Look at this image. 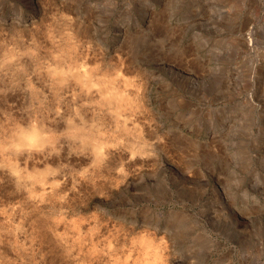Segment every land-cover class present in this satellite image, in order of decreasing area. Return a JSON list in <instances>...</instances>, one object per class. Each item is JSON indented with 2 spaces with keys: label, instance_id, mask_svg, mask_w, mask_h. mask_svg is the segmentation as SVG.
Wrapping results in <instances>:
<instances>
[{
  "label": "rangeland",
  "instance_id": "obj_1",
  "mask_svg": "<svg viewBox=\"0 0 264 264\" xmlns=\"http://www.w3.org/2000/svg\"><path fill=\"white\" fill-rule=\"evenodd\" d=\"M33 1L0 0V140L47 114L54 147L19 164L58 189L39 200L0 171V264H140L148 237L163 264H264V0ZM84 66L126 92L127 134L118 97L107 107L69 75ZM67 118L107 149L97 173ZM37 212L49 241L32 239Z\"/></svg>",
  "mask_w": 264,
  "mask_h": 264
},
{
  "label": "bare ground",
  "instance_id": "obj_2",
  "mask_svg": "<svg viewBox=\"0 0 264 264\" xmlns=\"http://www.w3.org/2000/svg\"><path fill=\"white\" fill-rule=\"evenodd\" d=\"M30 2V1H29ZM32 4H33V0H31ZM26 4V3H25ZM28 4V2H27ZM4 6V5H2ZM146 6V5H145ZM27 7V6H26ZM34 9V8H33ZM150 10L146 11V17L147 18H151V12L149 13ZM34 12V11H33ZM2 13V11H1ZM31 15V14H30ZM1 17V16H0ZM4 17H1L0 19H2ZM145 20V18H144ZM1 24V23H0ZM123 24V23H122ZM122 25H120V27H118L117 29V33H116V38L117 39H122L125 33V29L121 27ZM245 27V26H244ZM80 28V27H79ZM84 29V28H83ZM240 29H243L242 27ZM247 29V28H246ZM243 31V30H242ZM86 32V31H85ZM84 32V33H85ZM83 34V33H81ZM87 34V33H86ZM109 34V33H108ZM127 41V39H126ZM128 43V42H127ZM120 44V43H119ZM126 44V42H125ZM127 47V46H126ZM129 48V47H128ZM244 48V47H243ZM251 48V47H250ZM131 54V53H130ZM248 54V53H247ZM183 55V54H182ZM187 55V54H186ZM250 55V54H249ZM176 55H174L175 57ZM159 57V56H158ZM177 57V56H176ZM179 57V56H178ZM177 57V58H178ZM180 57H182L180 55ZM118 58V57H117ZM129 58V57H128ZM170 58V57H169ZM176 59V58H175ZM181 59V58H180ZM122 60V59H121ZM156 60V59H155ZM179 60V59H177ZM190 60V59H189ZM126 61V60H125ZM131 61V59H130ZM165 61V59H164ZM172 61V60H171ZM175 61V60H174ZM129 62V61H128ZM168 62V61H167ZM166 62V63H167ZM177 62V61H176ZM186 62V61H185ZM188 62V60H187ZM163 63V62H162ZM196 63V62H195ZM124 64V63H123ZM174 64V63H173ZM172 64V65H173ZM186 65V63H184ZM183 64V66H184ZM188 65V63H187ZM186 65V66H187ZM191 65V64H190ZM189 65V66H190ZM195 65V64H194ZM180 67V65H178ZM185 66V67H186ZM74 67V66H73ZM76 67V66H75ZM86 67V66H84ZM182 67V65H181ZM193 67V66H192ZM195 67V66H194ZM199 67V66H198ZM87 68V69H86ZM86 68H79L77 70H73L71 71V73L69 74L71 76V78L75 81V83H77L81 89H83L84 91H92V87H94V85H97L98 87L95 89V91H97L98 95H102L101 96V101L104 100L102 103L104 104V102H106L107 107H109V103L112 102V100H114V98L117 96L118 97V101H121V103L118 102V105H116L115 107L118 110H115V114H114V120L116 117V123L117 126L119 128V132L120 133H125L127 132V124H128V115H126V112H118L119 111V106L123 107L126 104H128L127 100V96L125 95V93L123 92H116L117 90H113V87L111 88L110 86L104 85L101 81L96 82L93 81V79H91L90 74H92V72L90 70H88L89 67ZM184 68V67H183ZM200 68V67H199ZM204 68V67H203ZM66 69V68H65ZM65 69L63 70V68H58V67H53V69L49 70L50 74L48 76H52L53 77V84L51 85V91L52 94L55 98V96L59 95V90L64 88L66 81L68 80V73L67 70L65 71ZM190 69V68H189ZM92 70V68H91ZM118 70V69H117ZM199 70V69H198ZM206 70V69H204ZM95 71V70H94ZM93 71V72H94ZM100 71V69H99ZM207 71V70H206ZM70 72V71H69ZM118 72V71H117ZM116 72V73H117ZM134 72V71H133ZM194 72V71H193ZM197 72V71H196ZM139 73V72H138ZM93 75V74H92ZM104 75V74H103ZM121 75V74H120ZM120 75H118L120 78H122ZM142 75V74H140ZM139 75V76H140ZM195 75V74H194ZM106 76V75H105ZM123 76V75H122ZM125 76V75H124ZM126 77V76H125ZM131 77V76H130ZM101 77H99L98 79H100ZM118 78V77H117ZM129 78V77H128ZM123 79V78H122ZM230 79V78H229ZM106 81V79H104ZM124 80V79H123ZM1 81V80H0ZM70 81V80H69ZM72 81V80H71ZM98 81V80H97ZM108 81V80H107ZM119 81V80H117ZM128 81V80H127ZM125 79V84H128ZM134 82V81H133ZM105 83V82H104ZM107 83V82H106ZM28 84V83H27ZM124 84V82L122 83ZM131 84V83H130ZM109 85V84H108ZM129 85V84H128ZM34 85L29 82L28 84V90H29V95H30V99L35 98L36 95V90L33 87ZM126 86V85H125ZM96 87V86H95ZM123 87V86H122ZM127 87V86H126ZM129 87V86H128ZM91 88V90L89 91V89ZM119 89V87H117ZM59 89V90H58ZM124 89V88H123ZM129 89V88H128ZM131 89V88H130ZM133 89V88H132ZM134 90V89H133ZM50 91V90H49ZM136 91V90H135ZM106 92V94H105ZM131 92V91H129ZM93 93V92H92ZM96 93V92H95ZM96 93V95H97ZM136 93V92H135ZM115 94V95H114ZM128 94V93H127ZM135 96V95H133ZM99 98V97H98ZM126 98V99H125ZM99 99V100H100ZM117 99V98H116ZM116 99L114 100L113 104H117V102L115 103ZM130 99V98H129ZM134 99V98H133ZM43 100V99H41ZM53 101V99H51L48 103H45L47 105H49V110L51 109V102ZM41 102V101H40ZM95 102V101H94ZM96 102H99L96 100ZM29 103V102H28ZM32 103V102H31ZM38 103V102H37ZM43 103V102H42ZM125 103V105H124ZM41 104V103H40ZM44 104V103H43ZM102 104V105H103ZM122 104V105H121ZM130 104V102H129ZM34 105V104H33ZM42 105V104H41ZM100 105V104H99ZM105 105V104H104ZM109 105V106H108ZM138 105V104H137ZM46 106V105H45ZM44 106V108H45ZM128 106V105H127ZM46 107V108H47ZM130 108H132V104L129 105ZM41 108V106H40ZM38 108V110L40 109ZM43 108V107H42ZM43 108V110H44ZM111 108V107H110ZM124 108V107H123ZM126 108V107H125ZM124 108V109H125ZM136 108V107H135ZM121 109V108H120ZM42 110V111H43ZM41 111V110H40ZM47 111V110H45ZM133 111V110H132ZM48 112V111H47ZM39 113V112H38ZM34 114V115H30L29 116V120H27L28 125L26 127L24 126H16L15 130H13L12 134L10 135L9 140H0V171L1 173L4 172V170L7 172L8 176L12 179V184L14 185V187L16 188H22L23 186H25L26 181H30L31 183H35L39 188L42 189V192H40L39 195V200H44L48 197L53 196L56 191L58 189V186L56 185V183L53 180H49L48 178H46L45 176V171L39 174H24L25 171H22V168L19 164V161L21 159V157L24 154H27L29 152H35V151H41L42 148H44L45 145H50L51 148L54 147V145H52V143L55 141V136L53 131L51 130L52 128L50 127L51 123H49L48 121V115L46 114L44 116V113H40V114ZM46 113V112H45ZM81 119V118H80ZM68 121V129L66 131V137L72 139H77L80 141L77 142L79 144H81L80 146L83 147V151L84 148H90V152L92 151V159L94 161V171L97 173V171H100V167L101 164L103 162V159L105 158V155L108 154V151L106 148L101 147V145H99L100 143L98 142L99 140L96 139V137L94 138V135L91 133V131L89 129H85V127H82L80 124H76L74 123L73 120H71L70 118H67ZM81 123V121H80ZM87 128V127H86ZM13 129V128H12ZM2 130H3V126H2ZM85 130H89V131H85ZM130 130H128L129 132ZM10 132V131H9ZM127 134V133H126ZM131 134V132H130ZM134 134V133H133ZM127 136V135H126ZM136 136V135H135ZM130 138V137H129ZM119 139V138H118ZM76 140V141H77ZM75 147V146H74ZM82 147H79L80 149ZM132 148V147H131ZM82 150V149H81ZM80 150V151H81ZM142 148L141 147H134L131 149V153L135 154V153H140ZM100 168V169H99ZM34 169H32V171H34ZM93 178V177H92ZM94 181V180H93ZM94 183V182H93ZM97 187V186H96ZM48 189V190H47ZM35 189H33L30 194L35 193ZM258 191H263V190H258ZM32 200V199H31ZM33 201V200H32ZM242 202V201H241ZM34 215H39L37 217V219H35L37 221V223L34 225L35 227L32 228V232H31V236L32 239H38L39 241H49L50 240V236L48 234L49 230H50V225L48 224L47 221V217H45L46 221L43 218V214L41 215V212H37ZM46 215V214H45ZM48 216V215H47ZM52 236V235H51ZM53 237V236H52ZM139 239V238H137ZM141 241L139 242L141 245L140 248V257H142V263L140 262V264H163V260H162V256L160 255V245L161 243H155V240L151 239V238H140ZM84 240L83 238L81 239V241ZM110 240V239H109ZM109 240H107L108 242H110ZM77 241V240H76ZM81 241L77 242L80 243ZM89 241L92 243L93 239H89ZM118 242V241H117ZM132 242V241H131ZM111 243V242H110ZM134 243V242H133ZM136 243V241H135ZM74 245V244H72ZM71 245V246H72ZM111 245V244H110ZM116 245V244H115ZM137 245V243H136ZM78 246V245H77ZM76 246V247H77ZM114 246V245H113ZM75 247V249H76ZM92 247V246H91ZM73 248V249H72ZM71 249L74 250V246ZM112 248V245H111ZM129 250V249H128ZM76 251V250H75ZM74 252V251H73ZM92 254V253H91ZM86 255V254H85ZM97 255V254H96ZM76 257H74V262L73 264H78L75 263L78 261L75 260ZM137 259V258H136ZM127 259H125L122 263L120 264H129L128 261H126ZM135 260V259H134ZM133 262V261H132ZM119 264V263H118ZM135 264V263H134Z\"/></svg>",
  "mask_w": 264,
  "mask_h": 264
}]
</instances>
